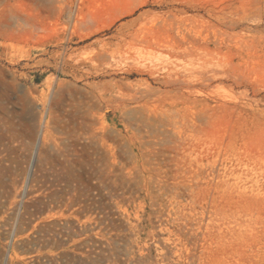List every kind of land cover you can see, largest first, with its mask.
Listing matches in <instances>:
<instances>
[{"label":"rangeland","instance_id":"obj_1","mask_svg":"<svg viewBox=\"0 0 264 264\" xmlns=\"http://www.w3.org/2000/svg\"><path fill=\"white\" fill-rule=\"evenodd\" d=\"M249 1L0 0V116L19 133L0 264H264V2Z\"/></svg>","mask_w":264,"mask_h":264},{"label":"bare ground","instance_id":"obj_2","mask_svg":"<svg viewBox=\"0 0 264 264\" xmlns=\"http://www.w3.org/2000/svg\"><path fill=\"white\" fill-rule=\"evenodd\" d=\"M264 2V0H251V1H249L248 3H246L247 5L246 6H248L249 8H253V10H254V8H258V6L261 4V3H263ZM251 11H252V9H251ZM255 11V10H254ZM242 18V17H241ZM240 19V18H239ZM244 19V18H243ZM241 20V19H240ZM233 21H235V20H233ZM247 22V21H246ZM253 23V22H252ZM238 25L239 24H236V23H233V24H226L224 21H221V22H219V25H215V24H212L211 25V28L213 29V31L214 32H222L223 30H226V31H232V30H235L237 27H238ZM264 27V26H263ZM239 28V27H238ZM264 29V28H263ZM158 45H156V47H157ZM137 50V49H136ZM137 53H138V55L140 54V56L143 58V57H145V58H152L153 57V54L151 53V52H142L141 50H137ZM193 54V53H192ZM141 57H139V58H141ZM154 58V57H153ZM152 58V59H153ZM191 60L190 61H193V59L192 58H190ZM198 60V59H197ZM188 62V61H187ZM200 62V61H199ZM198 62V63H199ZM189 63H191V62H189ZM193 63V62H192ZM191 63V64H192ZM201 63V65H202V61L200 62ZM217 63V60L214 58V57H212V56H209L208 55V58L207 59H205V60H203V64H204V67L206 68V69H208V68H210V72L209 71H206V72H204L202 75H200V77H199V82H202V83H206V85L207 84H209V83H211L212 81H214L215 79H217L218 78V72H217V68H215V64ZM192 66V65H191ZM191 66H189V67H191ZM197 66H199V65H197ZM197 66H196V68H197ZM200 67H202V66H200ZM204 67H202V68H204ZM199 68V67H198ZM197 68V69H198ZM204 68V69H205ZM192 69V68H191ZM191 69H188V71L190 70L191 71ZM199 69H201V68H199ZM205 69V70H206ZM193 70V69H192ZM195 70V69H194ZM201 70H203V69H201ZM185 71H186V69H185ZM185 71H183V72H185ZM196 71V70H195ZM187 72V71H186ZM220 72V71H219ZM191 73V72H190ZM193 73H194V71H193ZM186 74V73H185ZM185 74H184V76H185ZM189 74V73H188ZM198 75H199V73H197ZM190 75V74H189ZM194 74H192V76H193ZM195 76V75H194ZM197 76V75H196ZM195 76V77H196ZM221 76V75H220ZM224 76V75H223ZM188 78H191V80H192V78L193 77H188ZM197 78H198V76H197ZM221 77H219V79H220ZM224 78H226V77H224ZM222 79V78H221ZM187 80V79H186ZM189 81H191L190 79H188ZM187 80V81H188ZM196 80V79H195ZM194 80V81H195ZM192 82V81H191ZM0 180H2V178L5 176V174L7 173L6 171H7V169L5 168V165H4V162L5 161H8V157H9V155H10V153L12 152V147H11V144L13 145V144H15V146H16V144H18L19 142H18V138H19V133L17 132V121H15L14 119H13V116L11 117V115L10 116H7V117H1L0 116ZM46 132H48V130H46ZM44 139L45 140H47L46 139V137H44ZM13 147H14V145H13ZM2 182V181H1ZM24 184V185H23ZM24 188H25V182L24 183H22L21 184V186L17 189V190H19V191H17V196H19L20 194L19 193H23L24 192ZM16 196V197H17ZM194 209V208H193ZM192 209V211H195V210H193ZM170 218H172L173 219V216L171 215V214H169L168 215ZM201 216H202V219H205V213H204V211L203 212H201ZM203 229V227H202V223H196L195 224V226H194V229H193V231L195 232L194 234H193V237H192V242L194 243V245H196L197 243H198V240H199V238H198V235H196L197 233H199L201 230ZM189 230H190V228H189ZM192 230V229H191ZM179 237V236H178ZM178 241L179 242H183V240H181V239H179L178 238ZM186 245H187V243H185Z\"/></svg>","mask_w":264,"mask_h":264}]
</instances>
